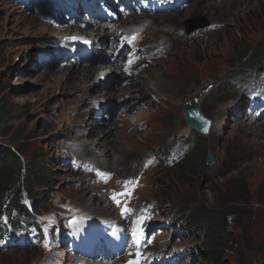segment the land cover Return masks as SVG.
<instances>
[{
    "label": "rangeland",
    "instance_id": "obj_1",
    "mask_svg": "<svg viewBox=\"0 0 264 264\" xmlns=\"http://www.w3.org/2000/svg\"><path fill=\"white\" fill-rule=\"evenodd\" d=\"M230 2L232 5L227 0H192L182 10L139 18L146 21L145 43L162 42L164 50L160 60L139 78L140 83L133 81L122 89L118 86L115 95L100 91V97L107 95L116 108L126 110L120 113L123 118L130 117L116 123L113 117L111 121H98L92 115L88 118L82 115L91 112L90 106L82 107L78 99L81 96L78 90L82 81H86L85 72L78 75L81 69L68 68L73 67L71 64L56 74L59 73L55 71L54 60L59 48L57 39L67 31L45 25L21 7L0 0L1 96L18 108L15 114L19 119L12 126L24 127L25 135L33 132L30 149L41 147L53 167L45 201L32 227L43 229L68 223L83 210L93 215H110L102 190L95 191L87 176L63 167L61 161L57 163L61 157L70 155L71 149H77L69 145V140L84 144L82 153L90 143L96 144L94 148L108 155L107 165H98L116 173L110 182L119 183L117 176L129 179L136 173L142 175L136 166L140 167L148 152L160 154L165 161L167 151L182 148L183 140L193 132L182 111L185 104L197 101L212 122L210 133L203 137L206 153L214 154L215 164L208 166L202 161L198 173L179 176L185 154L173 167L159 165L156 160L157 166L145 168L143 173L141 200L157 202L161 217L174 223L180 216L176 215L177 196L191 203L190 206L207 203L216 215H229L233 205L244 208L247 214L225 216L227 233L221 243L211 247L210 241L207 247L200 245L180 228V241L198 246L199 256L191 261L183 252L174 255L183 259L182 264H264V120L252 127H247L240 118L236 120V111L243 110L248 94L240 87L264 76V0ZM200 16L218 28L188 34L187 22ZM128 23L129 20L122 22L121 27ZM196 23L200 22L191 26ZM101 38L103 44L108 42V38ZM249 50L251 53L247 54ZM47 58L50 64L43 67ZM253 71L261 77L252 75ZM136 93L142 95L139 100L144 104L131 112L123 104L132 101ZM114 107L108 108L109 112L113 113ZM172 119L168 126L166 122ZM22 202L28 205L27 200ZM223 206L225 210L221 209ZM89 212L86 214L92 215ZM179 224L182 225L178 222L177 227ZM46 254L40 246L37 250H9L0 252V264H39Z\"/></svg>",
    "mask_w": 264,
    "mask_h": 264
},
{
    "label": "trees",
    "instance_id": "obj_2",
    "mask_svg": "<svg viewBox=\"0 0 264 264\" xmlns=\"http://www.w3.org/2000/svg\"><path fill=\"white\" fill-rule=\"evenodd\" d=\"M246 52L251 53L250 50ZM17 109L15 104L1 96L0 89V221L6 217L14 226L19 225V217L24 216L27 220L33 216V211H39V207L45 201V189L51 183L53 173L52 161L45 159L46 154L42 148L30 149L31 141L34 139L31 135L33 132L25 135L24 127L12 126V123L19 119L15 114ZM172 121L174 119L167 121V125H171ZM188 145L191 148V155L180 168L182 171L179 170L181 173L179 176H192L198 173L201 162L206 160L203 136L195 132ZM182 199L181 196L175 197V203L180 208L185 229L192 239H197L206 247L208 241L210 247L223 241L228 226L225 216L228 218L232 217L233 213L247 214L244 208L233 205L229 208V215L225 212L223 213L226 215H216L207 203L190 206L191 203ZM23 200L30 201L31 206L23 204ZM221 209L225 210L226 206ZM208 251H211L210 248Z\"/></svg>",
    "mask_w": 264,
    "mask_h": 264
},
{
    "label": "water",
    "instance_id": "obj_3",
    "mask_svg": "<svg viewBox=\"0 0 264 264\" xmlns=\"http://www.w3.org/2000/svg\"><path fill=\"white\" fill-rule=\"evenodd\" d=\"M195 21L200 23H196L195 25L191 26V24ZM209 24L210 22L204 17L195 18L193 22H187L188 34L200 29H204L208 27ZM182 115L189 127L193 128L201 135H208L211 127V121L204 116L199 102L196 101L185 104ZM206 162L207 164L214 163V157L212 154H208Z\"/></svg>",
    "mask_w": 264,
    "mask_h": 264
},
{
    "label": "bare ground",
    "instance_id": "obj_4",
    "mask_svg": "<svg viewBox=\"0 0 264 264\" xmlns=\"http://www.w3.org/2000/svg\"><path fill=\"white\" fill-rule=\"evenodd\" d=\"M227 3H229L230 5H232V2H230V0H227ZM223 4H222V2H221V4H220V7L222 6ZM144 23L145 22H142V25H144ZM134 24H136V20H131L128 24H126L127 25V27H129L130 26V28H128V30H129V32H131V31H133V29H134V27L135 26H133ZM167 26H169V27H171V28H175V29H177L178 27H174V26H172V24H166ZM175 25V24H174ZM149 26V24L147 25V27ZM105 36L106 38H109L110 36H112V34L108 31V29L107 28H103V29H100L97 33H94V34H91L90 35V37L92 38V39H94V41H96V39H98L99 37H101V36ZM159 35L160 36H164V33L163 32H161V31H159ZM211 38H213V37H211ZM210 39V38H209ZM205 41V40H204ZM166 43H169V42H166ZM98 46H100V48L102 47V50H104V52H105V54L107 55L108 54V51H109V45H108V42H106V44H103L101 41H100V43L98 44H94V47L95 48H97ZM66 69V67H64L63 69H58V70H55V71H57V72H59V73H56V74H60L61 72L60 71H64ZM107 69V68H106ZM106 69H103L102 71H101V73H105L106 71ZM70 70V69H69ZM96 71H98V70H96V69H94V68H81V70L77 73L78 75H81L83 72H85V73H92V74H90V77H92L94 74H95V72ZM76 74V75H77ZM84 74V73H83ZM72 78H74L73 76H71ZM89 78V77H88ZM70 78H67V80H69ZM128 90V89H127ZM113 91V92H112ZM130 91V90H129ZM117 92V90L114 88L113 90H111V93L113 94V95H115V93ZM134 92H136V91H134ZM134 95V94H133ZM138 95V94H137ZM137 95H134L133 96V98H132V101H130V102H128V103H125V104H123V105H127V108L128 109H132L133 107L134 108H136V106L140 103V97H138ZM112 96V95H111ZM137 96V97H136ZM133 106V107H132ZM133 108V109H134ZM135 110H133V112H134ZM116 117H117V114H116ZM116 117L114 118V119H116ZM120 118V120H122L123 119V117H122V115H120L119 116ZM112 130V129H111ZM90 150L91 151H93L94 150V145H90Z\"/></svg>",
    "mask_w": 264,
    "mask_h": 264
},
{
    "label": "clouds",
    "instance_id": "obj_5",
    "mask_svg": "<svg viewBox=\"0 0 264 264\" xmlns=\"http://www.w3.org/2000/svg\"><path fill=\"white\" fill-rule=\"evenodd\" d=\"M140 96H142V95H140ZM119 111V110H118Z\"/></svg>",
    "mask_w": 264,
    "mask_h": 264
}]
</instances>
